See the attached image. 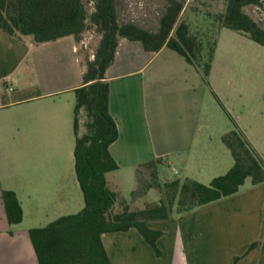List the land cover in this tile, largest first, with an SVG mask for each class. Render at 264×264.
I'll return each mask as SVG.
<instances>
[{
  "label": "crops",
  "instance_id": "obj_1",
  "mask_svg": "<svg viewBox=\"0 0 264 264\" xmlns=\"http://www.w3.org/2000/svg\"><path fill=\"white\" fill-rule=\"evenodd\" d=\"M223 30L208 84L197 68L167 47L151 53L140 42L119 41L106 73L110 113L119 131L109 148L119 164L113 172H136L159 160L158 173L160 167L170 168L172 181L208 177L222 170L224 162L226 168L222 138L228 129L210 114L204 103L208 94L264 160V55L251 54L254 80L230 84L228 60L219 55ZM246 43L261 51L258 43ZM79 54L77 42L71 44L67 37L28 45L0 30V264H38L29 231L85 207L75 158V91L86 71ZM230 85L241 118L222 100ZM179 172L184 178L176 177ZM3 191L16 193L24 213L21 224H9ZM149 227L163 232L157 243L160 257L131 229L102 236L111 263L264 264V184L254 186L247 179L236 195L149 222Z\"/></svg>",
  "mask_w": 264,
  "mask_h": 264
},
{
  "label": "trees",
  "instance_id": "obj_2",
  "mask_svg": "<svg viewBox=\"0 0 264 264\" xmlns=\"http://www.w3.org/2000/svg\"><path fill=\"white\" fill-rule=\"evenodd\" d=\"M168 1L158 30L152 32L131 22L120 23V0H92V12L84 0H0V30L15 39L32 36L36 44H43L73 36L79 43L89 25L101 35L94 60L86 64L83 85L75 91L76 171L85 207L77 214L29 231L38 264H112L102 236L131 229H137L160 257L157 243L163 232L151 229L149 222L170 220L174 215L236 195L247 179L254 186L264 184V160L233 123L232 130L222 138L234 159L225 175L214 178L208 186L192 179L158 181L157 189L163 194L158 203L139 211L125 206L123 212L112 214L117 194L108 188L106 175L119 170L109 150L118 140L119 131L110 113L106 73L115 61L119 41L140 42L151 53L167 47L197 68L207 84L222 29L245 34L264 47V28L244 10L263 6V0H228L225 13L217 20L218 34L208 53L205 33L193 32L190 24L181 20L186 0ZM81 112L87 117L82 136ZM160 164L159 160H151L143 165L158 168ZM156 172L158 178V169ZM2 199L9 224H21L24 213L16 193L3 191Z\"/></svg>",
  "mask_w": 264,
  "mask_h": 264
},
{
  "label": "rangeland",
  "instance_id": "obj_3",
  "mask_svg": "<svg viewBox=\"0 0 264 264\" xmlns=\"http://www.w3.org/2000/svg\"><path fill=\"white\" fill-rule=\"evenodd\" d=\"M88 5L90 12L93 10L92 0H84ZM228 0H186L184 10L181 15V20L190 24L193 32H198L204 35L205 43L209 44L206 49V53L209 52L210 45L216 39L218 34V18L226 11ZM264 2V0H263ZM169 4L168 0H120L118 7V15L120 23H134L146 30L155 32L158 30L160 20ZM245 13L251 16L256 22H258L264 28V5L249 6L246 7ZM206 30V32H205ZM207 32L209 34L207 35ZM245 35L232 31L230 29H224L222 35V43L220 47L219 55L224 58L228 64V77L230 84H237L240 80H254V74H252V56L264 55V47L260 45L261 51H253L247 45L246 42L249 39H245ZM28 42V45L35 43L32 36L22 37ZM21 39V40H22ZM101 35L97 33L95 27L90 26L82 36L81 42L77 43L79 46V55L82 58L83 65L86 66L88 61L94 60V55L99 46ZM67 41H71V44H76V40L73 36L67 37ZM73 42V43H72ZM209 42V43H208ZM223 102L227 106V109L231 111V114L235 117L241 118V108H236L237 101L234 97L232 87L226 91L223 89ZM200 92V91H199ZM206 107L210 110L212 117L224 127V131L227 133L232 129L231 121L229 117L222 110L215 98H211L208 94L204 98ZM241 103V101H240ZM236 109V110H235ZM235 110V114L233 113ZM235 117V118H236ZM87 117L84 112L80 114V135L86 133ZM227 125V128H226ZM229 127V128H228ZM225 146V145H223ZM223 160H228V166L224 162V168L218 172H214V177L225 175L234 165V159L231 151L225 146ZM167 158H165L166 160ZM174 160V157L169 158ZM161 165V164H160ZM157 166H144L140 165L136 172L128 171L126 168L122 171L113 172L107 176L108 188L117 194V202L112 210V214L121 213L124 211L125 206H128L131 211H139L147 208L150 205H154L160 201L163 194L157 189V182L162 183L169 181L174 175V171L168 167H160L158 178ZM178 171H181L178 168ZM205 175V174H204ZM202 175H195L194 179L204 185H210L211 178ZM176 177L184 178V174L179 172Z\"/></svg>",
  "mask_w": 264,
  "mask_h": 264
}]
</instances>
